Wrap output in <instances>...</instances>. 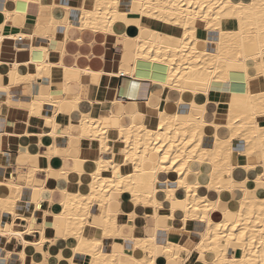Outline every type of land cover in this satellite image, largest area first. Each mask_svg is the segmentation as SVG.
<instances>
[{
  "label": "bare ground",
  "instance_id": "1",
  "mask_svg": "<svg viewBox=\"0 0 264 264\" xmlns=\"http://www.w3.org/2000/svg\"><path fill=\"white\" fill-rule=\"evenodd\" d=\"M7 1L10 5L4 8L0 43L7 24L27 23L28 3L50 9L60 5L66 16L63 19L50 16L45 24L35 21L34 33L28 32L30 38L35 35L50 38L58 29L66 34L73 25L120 37L130 46L125 50L127 60L130 59L128 75L140 80L134 81L127 95L136 98L152 88L147 104L156 108L155 127L148 126L144 114L138 110L129 112V102L115 96L110 102L111 116L106 118L95 113L92 108L95 101L78 93L70 95L68 83L73 69L65 66L61 58H53L49 47L47 59L31 57L11 63L0 60V90L7 92L6 98L0 99V107L13 106L11 88L30 81L31 93L35 95L21 106L27 108L30 116L45 119L51 127L47 133L54 138L63 134L69 137L67 146L56 143L45 155L49 160L63 150L62 156L74 158L73 166L67 164L58 171L60 179H64L56 188L63 194V200L61 210L53 213L62 222L52 226H60L64 240L74 239L76 243L71 248L72 255L59 254V260L64 264H80L74 255L82 253L86 259L81 264H120L119 254L105 249L102 239V235L110 238L122 235L123 224L111 207L116 194L119 204L121 196H130L136 207H149L150 212L145 214L151 215L156 223L155 236H135L133 232L125 235L133 242L128 254L130 264H157L158 252L170 264H190L195 252L210 255L203 264H264V196L259 195L261 190L264 192V125L259 122V117L264 116V90L252 91L249 80L251 71L254 76L264 75V0H78L74 6L66 0ZM73 8L78 11L75 23L70 17ZM152 20L162 22L164 29L150 26ZM67 38L65 35L62 41ZM29 50L35 51L32 45ZM43 75L52 86L48 94L41 91L42 84L37 81ZM102 75L106 78L105 86L115 92L117 88L111 80L119 74L105 71ZM5 76L8 84L2 83ZM146 78L150 84L143 83ZM215 89L230 98L225 102L212 101L209 97ZM186 94L192 99L186 102L187 114L180 116L172 110L184 102ZM47 104L51 106L48 112ZM197 109L200 111L196 112ZM71 111L77 118L67 119V129L60 132L58 118L68 116ZM114 120H119V125L109 130ZM221 131L226 134L221 135ZM209 133L214 134V143L206 147L203 141ZM20 136L10 135L14 139ZM84 138L98 142L96 149H89L96 153L91 171L86 170L84 150L77 144ZM235 139L245 141L243 154L256 157V163L239 167L231 163ZM117 142L121 145L115 149ZM71 150L73 155L69 153ZM109 153L112 155H102ZM37 158L41 160L43 156L31 157ZM40 169L29 166L25 183L16 181L13 172L6 180H0L3 213L0 236L21 242L31 250L50 239L44 235L49 224L46 222L40 230L41 239L31 242L15 229L14 220L20 215L19 205L24 204L21 199L25 189L32 192L29 203L35 210L41 208L39 198L43 199V191L48 189L51 194L48 180L36 178ZM236 169L245 173L240 181L234 179ZM53 171L49 166L47 174ZM254 173V187L250 188ZM71 174L79 175L76 190L66 186ZM172 180L175 186L168 185ZM229 192L232 199L223 197ZM94 207L96 213H92ZM135 212L129 213V218H135ZM4 213L12 215V223L7 222ZM176 218H181L185 226L193 222L192 235L186 241L168 238L169 222ZM28 222L27 232L32 233V218ZM89 224L95 225L102 235L88 236ZM19 253L24 264L27 253L25 250ZM41 254L43 259L32 260V264H48L50 253ZM2 259L3 253L0 264Z\"/></svg>",
  "mask_w": 264,
  "mask_h": 264
},
{
  "label": "crops",
  "instance_id": "2",
  "mask_svg": "<svg viewBox=\"0 0 264 264\" xmlns=\"http://www.w3.org/2000/svg\"><path fill=\"white\" fill-rule=\"evenodd\" d=\"M66 1H68L73 6L78 3V0ZM46 2H49V0H46ZM9 5L10 3L7 0H0V24L5 21L4 8H8ZM12 8L15 7L12 6ZM77 12L78 11L73 8L70 14V17L74 23L78 15ZM27 13L29 16L25 25L17 26L15 24H7L4 27V38L0 43V60L11 63L13 60H19L23 62L31 57L37 60L47 59L49 47L51 56L53 58H61L65 66L71 67V69H73L71 72L72 80L68 83V88L71 90L70 95L74 96L78 93L84 99L95 101L92 103V108L96 114L105 116L106 118L111 116L110 113L112 110L109 109L110 102L112 101L111 98L115 96L117 99L123 100L124 102H129L127 106V110L129 112L138 110L144 114L145 123H147L148 126L155 127L157 125L158 120L156 116V108L154 105L147 104L150 96L152 95V88L150 87L144 95L138 96L136 98L127 95V93H129V89L131 91L132 84L137 80L135 79V76L131 77L128 75V62H130V59L129 61L127 60L125 50L126 47L130 46L125 40H122L117 36L110 37L107 33L103 32H94L87 29H80L77 25H73V27H71L66 34L63 30L58 29L54 31L52 37L50 38L40 37L35 34L33 38H30L28 34H33L36 29V25L33 24L35 21L37 24H45L47 21H49L50 16L53 15V17L56 19H63L66 16V12L60 5L50 9L48 7H41L39 4L30 2L27 5ZM149 25L156 29H164L165 27L162 22L157 20H152ZM132 31V34H135L133 29ZM65 35H67L68 38L65 42H63L62 38ZM31 45L35 49L34 52L29 50ZM105 71L108 73L111 72L113 74H119L116 78H112L111 80L112 84H115L117 88L115 91L116 94L105 86L106 78L102 75V73H105ZM253 72L254 71L250 72V78L253 80L249 78L252 91L258 92L264 90V75L254 76ZM7 79L8 77H3L2 83L8 84L9 80L7 81ZM146 80H142L144 81L143 83L150 84L149 79L146 78ZM37 81L38 83L42 84L41 91L44 94L51 92L52 86L50 85L49 79L46 75L39 77ZM137 82H140V80ZM31 84L32 83L30 81H24L20 85L13 86L11 88L12 97L10 99V104L13 106H9L8 109H5L4 106L0 107V180H6L13 172L16 181L25 183L27 181L26 176L29 171V166L35 165L36 167L41 168L37 173L36 178L40 180H48L47 185L52 188V192L50 194L48 189L43 191V199L39 198L41 201V208L35 210L34 206L29 203L31 202L32 192L30 189H25L21 199L24 204L19 205L18 211L20 212V215L14 220V224L15 229L23 232L24 237L27 240L33 242L35 240L38 241L41 239L42 233L40 230L44 228V224L47 222V225H49L45 228L44 235L47 239H50L46 240L41 246H34V248L31 250L30 248L25 247L21 242L7 240L0 236V254H4V259L1 260V264H22V257L19 252L24 250L27 253L24 264H32V260L36 262L41 261L43 259L41 254L42 252L50 253V256L47 258L48 264H64L61 260H59V254H62L65 257L71 256V248L75 245L76 241L74 239L64 240V232L60 229V226H52V223L56 222L58 224L62 222V220L55 217L53 212H59L61 210L63 200V194H60V192H58L60 189L56 188L60 185V180L64 179H60V172L58 171L67 164L73 166L74 158L73 156H62L64 155V152L61 150L60 152L62 155L56 153L53 154L49 160L46 159L45 155L47 154L48 148L50 146L56 143L62 147L67 146L69 137L67 134H63L57 138H54L51 134L47 133L51 130V127L48 126V123L45 119L39 118L38 116H30L27 108L21 106L22 103L31 101L32 97L35 95L31 93ZM54 85L56 86V83H54ZM6 95L7 92L0 90V99L6 98ZM227 95L228 94H223L218 89H215L210 94L209 98L214 102H225L230 98V96ZM191 99L192 96L186 94L184 96V102H180V105H176L172 111L178 113L180 116H185L188 111L186 102ZM132 100H135L137 103H133ZM50 109L51 106L47 104V112ZM64 110L66 111L67 109ZM199 111V109L196 110V112ZM73 118L76 119L77 115H75L72 111L68 114V116L61 115L58 118L60 132L64 133V131L67 129V119ZM219 118L222 120V116ZM259 122L261 125H264V116L259 117ZM118 125L119 120H114L108 129L115 130ZM220 133L221 135L226 134L222 131ZM11 134H20L21 136L18 137V139H14L10 137ZM213 143L214 134L209 133L205 135L203 145L206 147H211ZM77 144L79 148L84 150L82 155L86 160V170L91 171L94 167L93 159L96 156V153L89 151V149H96L98 147V142L96 140L90 141L89 139L84 138ZM110 144H112L111 141ZM120 145L121 143L117 142L114 148L117 149ZM233 146L234 154L232 156L231 163L234 166L239 167L240 165L242 166L247 163H256L258 161L254 156L247 157L243 154V151L246 148V143L244 140L235 139L233 141ZM69 153L71 155L74 154L72 150ZM116 154L117 155H115V158L117 159L119 158V153L116 152ZM102 155L111 156L112 154L109 153ZM32 156H43V158H41V160H38V158L37 160H34L31 159ZM20 160H22V162L17 163ZM49 166L55 170L51 172L50 175L47 174V169ZM244 174L245 173L242 170L236 169L234 172V179L236 181H240L243 179ZM255 177V173L251 175V182L249 183L250 188L254 187V183L252 181L255 179ZM78 179L79 175L71 174L70 180L67 182L66 186H69L71 190H76L78 188ZM175 184V180H172L168 183L169 186H175ZM55 192H57V194H55ZM259 193L258 194L260 196H264L263 190H261ZM215 196L216 194L213 195V197ZM224 196H226L228 199H232L233 194L229 192L227 194H223V197ZM130 198V196H121V204H119L118 196L113 194V202L111 207L112 212L118 214L117 218L119 222L123 224L121 236L116 238L103 237V232L101 231L100 234L99 229L93 224H89L86 229V234L88 236L98 237L99 235H102L104 248L108 251H113L119 254L120 264H130L128 260V254L129 252H132L133 247V242L127 240L125 235L130 234L131 232H133L135 236H155L157 234L156 231L154 232L156 229V223L154 219L151 215L145 214L150 212V208L136 207L132 204ZM44 211H49L50 213L46 214ZM96 212L97 208L94 207L92 209V213ZM132 212H135L136 214L135 218L133 219L129 218V213ZM2 216L3 213L0 211V221L2 220ZM4 216L7 217L8 223L13 222L11 214L4 213ZM92 217L93 216H90V221H92ZM31 218L32 233L27 232V226L29 225L28 219ZM169 225L170 230L168 232V238L170 237L172 240L186 241L187 236L192 235L191 232L193 222L191 221L185 226L181 218H176L175 220H170ZM53 238L56 240L52 242ZM158 253L159 256L157 259V264H170L167 258H163L164 254L162 252ZM195 254L196 255L193 257L194 259L192 258L190 264H203L204 260H209V258H211L209 254H201L200 252H195ZM74 259L81 264L83 261L85 262L86 256H83L82 253H76L74 255Z\"/></svg>",
  "mask_w": 264,
  "mask_h": 264
},
{
  "label": "snow or ice",
  "instance_id": "3",
  "mask_svg": "<svg viewBox=\"0 0 264 264\" xmlns=\"http://www.w3.org/2000/svg\"><path fill=\"white\" fill-rule=\"evenodd\" d=\"M166 159H167V157H166Z\"/></svg>",
  "mask_w": 264,
  "mask_h": 264
}]
</instances>
